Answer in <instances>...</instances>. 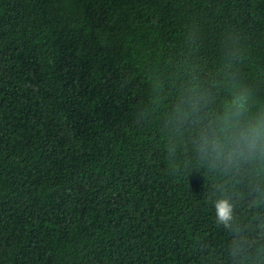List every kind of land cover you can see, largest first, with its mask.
Listing matches in <instances>:
<instances>
[{
  "label": "trees",
  "instance_id": "obj_1",
  "mask_svg": "<svg viewBox=\"0 0 264 264\" xmlns=\"http://www.w3.org/2000/svg\"><path fill=\"white\" fill-rule=\"evenodd\" d=\"M193 76L210 112L239 88L264 107V0H0V264H236L237 232L264 264L253 174L166 127Z\"/></svg>",
  "mask_w": 264,
  "mask_h": 264
},
{
  "label": "clouds",
  "instance_id": "obj_2",
  "mask_svg": "<svg viewBox=\"0 0 264 264\" xmlns=\"http://www.w3.org/2000/svg\"><path fill=\"white\" fill-rule=\"evenodd\" d=\"M240 54L229 53L225 75L235 83ZM157 98L160 85L154 88ZM231 99L215 111H209L211 93L197 83L193 76L181 91L177 103L166 122L173 133L182 134L185 126L196 129L192 141L197 162L210 171L223 175L248 171L254 176L253 204L264 201V107L254 109V97L250 89L239 88L230 92ZM175 141L168 147L174 157ZM220 195L213 202L215 222L218 226L233 230L235 207L227 195L223 183L214 186ZM252 242L239 232L233 238L231 253L236 264H245Z\"/></svg>",
  "mask_w": 264,
  "mask_h": 264
}]
</instances>
